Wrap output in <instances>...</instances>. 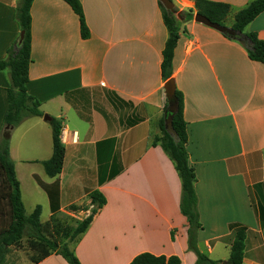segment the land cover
Segmentation results:
<instances>
[{"label":"crops","instance_id":"0c3cea01","mask_svg":"<svg viewBox=\"0 0 264 264\" xmlns=\"http://www.w3.org/2000/svg\"><path fill=\"white\" fill-rule=\"evenodd\" d=\"M172 1L180 11H196V0ZM210 1L231 6L224 25L232 27L235 13L253 0ZM20 2L0 0V61L20 40ZM80 2L91 33L86 40L66 2L32 4L27 90L44 115L62 122L66 157L60 176H47L42 162L52 157L53 130L43 117H33L23 122L30 125L17 142L29 141L31 147H20L17 156L11 147L16 170L18 161L39 167L30 180L47 196L51 215L68 211L81 222L94 209L89 194L99 190L105 196L106 205L71 245L81 264H130L143 253L196 264L180 208V176L162 147L153 146L168 101L161 66L169 33L160 2ZM245 32L264 40V12ZM173 68L184 95L187 151L196 173L199 248L217 264H229L230 226L238 224L246 230L243 264H264V65L251 60L240 41L193 19L182 25ZM9 88V72L0 71V136L7 129ZM96 90L134 107L137 121L123 127L103 110L89 108ZM83 204L84 211L67 210ZM40 264L68 263L52 255Z\"/></svg>","mask_w":264,"mask_h":264},{"label":"trees","instance_id":"16d2710c","mask_svg":"<svg viewBox=\"0 0 264 264\" xmlns=\"http://www.w3.org/2000/svg\"><path fill=\"white\" fill-rule=\"evenodd\" d=\"M34 1L21 0L19 3L17 20L21 25L24 37L10 49L8 58L0 61V71L6 70L10 74L9 105L5 118L7 129L0 136V264L8 263V257L12 250L24 247L31 252L30 262L33 264H40L52 255L62 256L68 264H81L69 247V241L79 240L80 236L87 231L94 216L106 205L105 196L99 190L89 194L94 209L90 216L79 222L73 231L55 224L54 215L57 210L53 211L49 221L42 223V207L40 205L36 206L31 215L26 214L21 184L17 177L15 163L10 155L11 132L29 118L44 116L40 110L41 102L29 95L27 90L32 63L31 7ZM63 1L79 17L81 37L84 40L89 39L91 33L80 0ZM160 6L169 33L161 66L162 77L167 82L173 77L174 53L183 23L192 21L195 14H202L211 22L224 25L231 6L223 2L196 0V11L190 9L181 13L184 20L182 22L168 13L161 4ZM263 12L264 0H253L247 7L235 13V22L232 28L239 33L237 40L246 47L250 59L264 65V40L259 39L256 33L245 32L246 27ZM225 36L229 38V36ZM50 123L53 130V154L49 160L42 162V165L47 176L58 178L64 168L66 157V148L62 142L63 125L56 118H52ZM158 126L161 134L154 137L153 146L160 145L162 147L173 162L182 182L180 208L189 225L188 248L196 253L198 257L196 264H217L218 262L211 260L199 248L198 232L203 229V226L200 222L198 197L195 190L196 173L189 163L187 151L189 137L187 122L184 119V95L181 91L176 90L172 106L167 101ZM116 175L113 174L110 179ZM104 181L100 180V183H104ZM56 187L58 188V180ZM71 210L77 211V208L74 206ZM230 230L232 239L229 264H243L246 230L238 224H232ZM130 264H181V259L178 256L166 257L143 253L135 257Z\"/></svg>","mask_w":264,"mask_h":264},{"label":"rangeland","instance_id":"374dc122","mask_svg":"<svg viewBox=\"0 0 264 264\" xmlns=\"http://www.w3.org/2000/svg\"><path fill=\"white\" fill-rule=\"evenodd\" d=\"M180 12L183 13L184 11H180ZM182 21H184L183 18L181 19V22ZM94 93H95V98H94L95 101L92 104L93 106L92 107L89 106V108H93L96 110H103V112H105L108 115V118L110 117V119H112L114 122H120L122 125H124L123 127H125V125L126 126L131 125L132 122L137 121V116L135 114H132L134 107L130 106L125 101H122L121 99L116 97H110L108 93L102 92L101 90H96ZM79 105L81 106V109L83 111H87L85 108L86 106L88 107L87 104H84V102H82ZM29 119L25 120L24 122H27ZM43 120H44V116H43ZM29 125L30 123H26L22 125L23 127L19 125L20 127H16V129L13 132H11L10 151L12 147L14 156H17L16 155L17 149L21 147V149L23 150L25 144L29 143V141L28 142L24 141L21 144L17 145L18 144L17 142L21 137V131L23 130V128ZM29 147H31L30 143L28 144V146L26 145V149H28ZM18 163L19 165L16 171L18 172V176L21 180L19 181L20 184H22V188H23V189L21 188V191H22V198L24 201L26 214L31 215L34 209L36 208V206L40 205L42 207L41 221L42 223H45L49 221L52 217L48 198L43 192L41 191L36 192L34 184L30 180V175L32 172L39 175L38 170H36L39 169V167L37 165L32 166V165L20 164L19 161ZM52 206L57 208L58 205L53 204ZM84 207H85L84 204L80 206H76L75 207L77 208L76 213H78V211H84ZM73 208L74 206H71L67 208V210H71ZM54 218L56 220L55 224L60 225L62 227H66L70 231H73L79 224L78 221L79 219L77 217L71 216L68 213V211L66 212L60 211L59 214L55 213ZM75 241H71V242L69 241L70 248ZM24 246H26V244H24ZM30 255L31 252L28 251L26 247L17 250L14 249L12 250V253L8 257L7 264H12V263L21 264L22 261H30Z\"/></svg>","mask_w":264,"mask_h":264},{"label":"water","instance_id":"95a60500","mask_svg":"<svg viewBox=\"0 0 264 264\" xmlns=\"http://www.w3.org/2000/svg\"><path fill=\"white\" fill-rule=\"evenodd\" d=\"M160 4L162 5V7L170 14H172L173 16L176 17V19L181 22V12L180 10L176 7V5L174 4V2L172 0H159ZM194 20L197 23L203 24L207 27H210L224 35L229 36V38L233 39V40H237L239 33L234 30L232 27H228V26H224L221 24H217V23H213L211 22L207 17L203 16L202 14H195L194 16ZM24 37V33H21L20 36V40H22ZM165 89V93H166V97L167 100L170 104V106H172V101L174 100L175 96H176V82L174 80V78L169 79L164 86ZM44 121L46 122H51L52 121V117H50L49 115H44Z\"/></svg>","mask_w":264,"mask_h":264}]
</instances>
